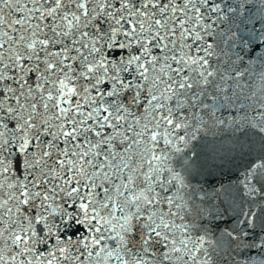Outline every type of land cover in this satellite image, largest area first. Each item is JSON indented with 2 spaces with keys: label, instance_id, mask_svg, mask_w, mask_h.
Here are the masks:
<instances>
[{
  "label": "snow or ice",
  "instance_id": "6c2138e0",
  "mask_svg": "<svg viewBox=\"0 0 264 264\" xmlns=\"http://www.w3.org/2000/svg\"><path fill=\"white\" fill-rule=\"evenodd\" d=\"M0 264H264V0H0Z\"/></svg>",
  "mask_w": 264,
  "mask_h": 264
},
{
  "label": "water",
  "instance_id": "95a60500",
  "mask_svg": "<svg viewBox=\"0 0 264 264\" xmlns=\"http://www.w3.org/2000/svg\"><path fill=\"white\" fill-rule=\"evenodd\" d=\"M242 170V169H241ZM234 178V177H233ZM224 182H227L228 181V177H224Z\"/></svg>",
  "mask_w": 264,
  "mask_h": 264
}]
</instances>
